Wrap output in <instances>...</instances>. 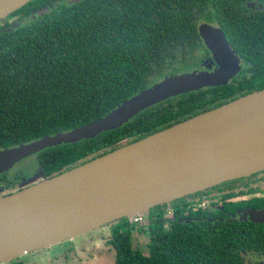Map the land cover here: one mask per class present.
<instances>
[{
	"label": "trees",
	"instance_id": "obj_1",
	"mask_svg": "<svg viewBox=\"0 0 264 264\" xmlns=\"http://www.w3.org/2000/svg\"><path fill=\"white\" fill-rule=\"evenodd\" d=\"M68 1L32 0L0 21V149L82 126L183 71V58L165 54L167 21H197L204 2L201 18L226 26L244 21L236 0ZM241 25L233 23L244 32ZM194 93L157 103L94 138L42 150L35 155L41 172L51 177L193 117ZM174 200L149 210L146 252L135 248L127 222L115 223V264H246L245 252H264V224L213 218L193 199Z\"/></svg>",
	"mask_w": 264,
	"mask_h": 264
},
{
	"label": "water",
	"instance_id": "obj_2",
	"mask_svg": "<svg viewBox=\"0 0 264 264\" xmlns=\"http://www.w3.org/2000/svg\"><path fill=\"white\" fill-rule=\"evenodd\" d=\"M30 1L0 0V20ZM202 33L218 71L168 75L82 126L1 148L0 173L44 149L121 127L171 97L225 82L238 69L239 55L220 30L205 25ZM263 169L261 89L51 177L40 170L39 181L0 195V262ZM249 213L264 222V209Z\"/></svg>",
	"mask_w": 264,
	"mask_h": 264
},
{
	"label": "flooded vegetation",
	"instance_id": "obj_3",
	"mask_svg": "<svg viewBox=\"0 0 264 264\" xmlns=\"http://www.w3.org/2000/svg\"><path fill=\"white\" fill-rule=\"evenodd\" d=\"M206 5V2L202 3L200 9L197 11V21H167L166 26L162 28L166 31V38L168 40L165 52L166 57H174L177 60L183 58V62L181 61L182 63L179 64L183 68V71H181L182 73L196 69L209 72L218 71L220 69V64L215 59L214 52L207 45L203 36L202 27L205 25L220 30L241 60L238 69L225 82L189 91L195 92L193 99L199 101L196 115L217 108L239 96L245 95L247 91L264 89V0L233 1L232 5L237 8L238 15H243L244 21H226L230 26L223 25L222 21L206 20L204 17L201 18L203 14H207L205 11ZM211 6L212 8L214 7V5ZM27 17L28 16H25L24 19ZM7 18L8 17L3 18L0 21H6ZM20 18L21 14L14 19ZM233 23L242 24L239 29L244 32L238 31L237 28L233 26ZM245 32H247V35L244 34ZM251 33L253 34L252 37ZM245 36L248 38L246 42L243 40ZM172 62L174 63V61ZM17 164L13 168H15ZM8 172L0 173V180L3 178L2 176ZM9 184L6 183L3 185V183H0V191L4 190L5 192ZM15 186L16 182L12 183L10 187ZM23 187L24 186L21 188ZM5 194L6 192L2 195ZM177 199L179 202L181 199H185V201L193 199L191 203L193 204L192 206L207 210L213 218L260 223L252 220L249 210L264 209V169L246 176L223 181L186 197ZM175 200L172 203H174ZM164 207L165 206L162 205V208ZM142 214V221H135L132 220L131 217H124L121 222H127L130 225L135 248L146 252L149 237L148 233L144 232L143 227L148 224L149 211ZM173 215L174 214L171 212L169 217ZM260 224H264V222ZM115 227L116 224L113 223L107 225V228H110V232H108L109 234L106 240L114 250L115 248L110 238L112 237ZM106 230L107 229L104 231L106 232ZM55 245L62 246L63 243L61 241L60 244L56 243ZM53 246L50 245L46 248L51 250ZM65 250L63 248L61 250L62 256L55 257V260L65 261V259L70 258L71 254L69 253L67 257ZM6 261L9 262V264H24L20 256ZM244 261L246 264H264V252L256 250L245 252Z\"/></svg>",
	"mask_w": 264,
	"mask_h": 264
},
{
	"label": "rangeland",
	"instance_id": "obj_4",
	"mask_svg": "<svg viewBox=\"0 0 264 264\" xmlns=\"http://www.w3.org/2000/svg\"><path fill=\"white\" fill-rule=\"evenodd\" d=\"M39 172V161L36 156H31L21 161V163L19 162L15 168L4 174L0 183H3V185L11 183L5 192H12L31 181H39L41 179ZM14 182H16V186L10 187ZM5 192L4 190L0 191V195ZM107 225L109 224L70 237L62 241V246L54 244L51 250L44 247L22 254L20 259L23 260L24 264H114L115 250L106 242L108 232H110ZM105 229H107L106 232ZM63 248L66 249L67 257L69 253L71 254L70 258L65 259V261L55 260V257L62 256L61 250ZM0 264H9V262L4 261Z\"/></svg>",
	"mask_w": 264,
	"mask_h": 264
},
{
	"label": "built area",
	"instance_id": "obj_5",
	"mask_svg": "<svg viewBox=\"0 0 264 264\" xmlns=\"http://www.w3.org/2000/svg\"><path fill=\"white\" fill-rule=\"evenodd\" d=\"M131 218H132V220H135V221H142L143 220V214L140 213V214H137L135 216H132Z\"/></svg>",
	"mask_w": 264,
	"mask_h": 264
}]
</instances>
